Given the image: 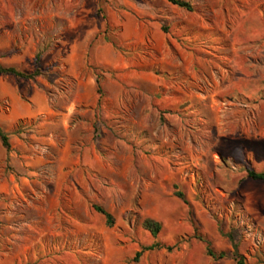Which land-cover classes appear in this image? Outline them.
Instances as JSON below:
<instances>
[{"label":"rangeland","instance_id":"374dc122","mask_svg":"<svg viewBox=\"0 0 264 264\" xmlns=\"http://www.w3.org/2000/svg\"><path fill=\"white\" fill-rule=\"evenodd\" d=\"M188 1L0 0V264H264V0Z\"/></svg>","mask_w":264,"mask_h":264},{"label":"trees","instance_id":"16d2710c","mask_svg":"<svg viewBox=\"0 0 264 264\" xmlns=\"http://www.w3.org/2000/svg\"><path fill=\"white\" fill-rule=\"evenodd\" d=\"M167 1L171 2L174 5H177L179 7L190 10V11L195 10L193 4L188 0H167ZM39 56H40V53H38V57ZM0 73L12 74V75L23 77V78H35L36 76H38L40 74V70L37 68L36 70H34L32 72H27V71L20 70L15 66H12V65L7 66V65H4L0 62ZM99 92H102L101 88H99ZM0 139H1L3 146L6 149H10L11 143H10L9 135L2 129H0ZM248 176L253 178V179L264 180V172L256 171L254 169L248 170ZM175 194L179 198L184 199V193L183 192L177 190V191H175ZM92 206L94 207V209L96 211L102 213L105 216L106 224L108 226L114 225V223H115L114 215L107 208H105L103 205H100L97 203H93ZM143 227L146 230L150 231L152 235L157 236L162 229V223L151 218V217H146L143 220ZM197 237L208 243L207 252L209 255H211L215 258L225 257L226 251H220L217 253L212 247H210L209 242L204 237V235H198ZM158 246H160L159 242H155L149 246H145L143 249L137 251L135 259L138 260V258L141 256L143 250L155 249ZM244 259H245L244 255H242L238 252L235 253V260H236L237 264H246Z\"/></svg>","mask_w":264,"mask_h":264}]
</instances>
